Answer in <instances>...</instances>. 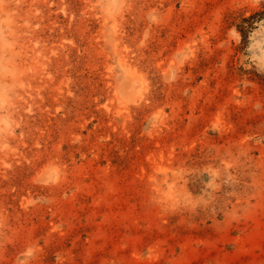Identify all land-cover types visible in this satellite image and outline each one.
Segmentation results:
<instances>
[{
	"label": "rangeland",
	"instance_id": "rangeland-1",
	"mask_svg": "<svg viewBox=\"0 0 264 264\" xmlns=\"http://www.w3.org/2000/svg\"><path fill=\"white\" fill-rule=\"evenodd\" d=\"M0 264H264V0H0Z\"/></svg>",
	"mask_w": 264,
	"mask_h": 264
},
{
	"label": "trees",
	"instance_id": "trees-1",
	"mask_svg": "<svg viewBox=\"0 0 264 264\" xmlns=\"http://www.w3.org/2000/svg\"><path fill=\"white\" fill-rule=\"evenodd\" d=\"M259 14H261V12H257L255 15H259ZM242 31V30H241Z\"/></svg>",
	"mask_w": 264,
	"mask_h": 264
}]
</instances>
